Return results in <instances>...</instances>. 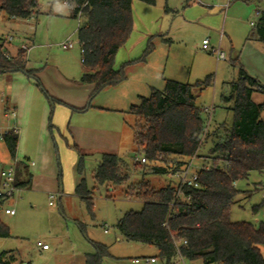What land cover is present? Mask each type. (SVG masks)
<instances>
[{
  "label": "rangeland",
  "instance_id": "1",
  "mask_svg": "<svg viewBox=\"0 0 264 264\" xmlns=\"http://www.w3.org/2000/svg\"><path fill=\"white\" fill-rule=\"evenodd\" d=\"M263 7L264 0H156L155 5L133 0L134 29L128 42L116 56L115 68H123L126 77L130 74L136 78L129 82L131 85L121 86L125 87V92H104L91 101L93 105L110 106L112 111L103 114V117L107 118V121H104L107 125L104 130L111 135L112 131L120 133L119 147L113 152L85 149L75 141L71 143L68 138L65 139L67 136L63 132L61 135L56 128H50V155L45 156L43 163L49 169L46 177L52 184H55L56 188L61 184L64 186L65 198L61 206L59 200H55L51 206L48 196L42 191L33 190L21 194L13 205L16 216L0 213L1 220L11 229L13 235L12 239L0 238V256L4 251H14L19 252L32 264H73L75 260L71 256L77 254L82 257L85 253L93 252L94 241L109 247L111 257H105L102 264H137L135 260H140L139 264H148L145 262L147 258L157 260L155 264H166L159 257L156 247L127 242L120 237L116 228L117 220L127 212L141 211L144 204L137 199H128L123 187H116L115 193L109 192L106 187H96L95 170L103 153L117 154L129 164L130 169H133L135 160L144 157L137 152L134 144L132 126L135 118L129 114L132 104H140L139 96L148 98L152 88L163 91L166 80L197 85L209 76L212 77L211 85L202 91L197 89L196 93L197 105L200 108L214 109L209 126L211 135L206 136L199 148L195 168L200 169L203 164L210 165L211 149L217 141L216 136L222 133V130H217L218 127L223 124L230 128L234 122V103L225 102L224 98L231 94L230 83L239 78L238 56L247 42L253 43L248 41V38L258 24V11ZM201 8L217 15L201 19ZM39 10L41 14L38 20L33 17L30 20L15 22L17 24H13V20L8 21L7 15L1 12L0 39L3 34H16L12 45V54H16L21 48L23 37L27 34L29 37L35 35L36 47L28 52V60L39 68L41 73L50 78L51 69L46 68L47 65L54 66L63 73L73 72L82 60L78 19L72 18V9L65 0H39ZM221 32L225 34L222 50L227 59L218 61L217 56L211 53V48L217 45ZM66 39L75 43L73 49L64 51L59 46L67 41ZM204 39L210 40L211 48L208 51L202 48ZM213 41H216L215 45ZM150 42L153 51L145 61H139L144 57ZM257 46L259 50L262 47ZM261 49L264 54V48ZM53 89H59V86L55 84ZM39 95L50 104L49 98L40 88ZM254 101L263 103L264 94L256 92ZM50 112L52 113V109ZM51 116L54 119V113ZM202 116L207 127L208 116L204 111ZM262 117L264 118V112ZM75 147L80 149L81 155ZM3 149V153L9 157L4 146ZM28 149L27 156H30L31 161L38 163L31 143L28 144ZM20 156L18 151L19 160ZM80 163L82 174L78 172ZM82 178L86 180L88 188L94 190V206L91 211L86 202L75 193V184ZM146 179L156 189L178 185V180L172 176H149ZM131 180L141 181L142 175L136 173L131 176ZM238 189L242 193L231 209V220L250 222L254 225L264 222V207L257 213L253 212L255 206L264 203V172H253L248 180L238 183ZM10 205L8 203L6 207ZM73 216L84 225L87 235L80 231L72 219ZM104 225H107L109 234L104 233ZM118 238L121 240L118 241ZM38 241L48 243L51 250L41 251L36 247ZM58 241L61 242L59 246L56 245ZM72 245L77 249L74 250ZM185 263L204 264L202 260H186Z\"/></svg>",
  "mask_w": 264,
  "mask_h": 264
},
{
  "label": "trees",
  "instance_id": "2",
  "mask_svg": "<svg viewBox=\"0 0 264 264\" xmlns=\"http://www.w3.org/2000/svg\"><path fill=\"white\" fill-rule=\"evenodd\" d=\"M65 1L72 9V18L77 19L78 13H82L78 37L85 74L79 83L94 86L91 102L104 89L126 80L124 69L117 70L115 65L118 52L134 29L133 0ZM141 1L149 5L156 3V0ZM38 10L39 0H0V12L10 19L30 20L37 16ZM258 16V24L248 41L264 48V7L258 11ZM152 51L150 42L139 61H145ZM6 52L0 40V75L22 72L36 80L50 102H55L37 79L36 72L26 68L25 51L20 49L17 57L11 59L4 56ZM211 78L209 76L197 85L166 80L163 91L153 89L148 98L142 97L140 104L131 106L129 114L135 118L132 126L134 144L146 163L138 164L135 160L130 169L117 154L103 153L94 181L96 187H123L128 199L143 202V209L126 213L117 228L127 242L156 247L166 264L176 257L175 242L180 241V252L188 261L264 264V222L254 225L231 220V209L242 193L238 183L248 180L253 172H264V103L254 101L256 92L264 94V86L242 68L238 80L230 84V96L224 98L225 102L234 103V122L230 128L217 129L222 133L216 136L217 141L211 149V164L201 166L210 169H198V188H186L185 199L172 207L176 188L167 185L156 189L146 179L172 176L183 170L193 157H199L206 121L202 116L204 109L197 105L196 90L210 86ZM210 135L208 133L207 137ZM18 140L14 132L4 136L12 159L16 157ZM75 148L81 155L80 149ZM78 172L83 173L81 163ZM136 173L142 175V180L132 182L131 176ZM29 183L19 182L21 186ZM76 193L91 211L94 190L88 188L84 178L78 183ZM263 207L264 203L255 206L253 212L257 213ZM0 238H12L11 229L1 218ZM95 249L94 254L87 255V264H102L105 257L111 256L106 245L95 244ZM15 259L13 252H5L0 256V264H12Z\"/></svg>",
  "mask_w": 264,
  "mask_h": 264
},
{
  "label": "crops",
  "instance_id": "3",
  "mask_svg": "<svg viewBox=\"0 0 264 264\" xmlns=\"http://www.w3.org/2000/svg\"><path fill=\"white\" fill-rule=\"evenodd\" d=\"M39 14H41L40 10H38V14L37 16H35L36 20L39 19L38 17ZM216 15L217 14L212 11H208L206 9L201 8V15H200L201 19L212 18ZM11 20L14 21L13 24H17L19 23V21H21L19 19L8 18V21ZM209 29L212 31L214 30L213 28H209ZM10 34L11 32L8 34H3L0 40L3 41L4 47L12 55V57H17L20 49L16 51V54H12L13 42L8 43L5 41V36ZM224 36L225 34L221 32L217 45H215L216 41H213V44L215 46H212V48L210 46L211 45L210 40L204 39L203 42L205 40L209 41V48L204 49L202 45L203 50L208 51L211 48L212 54H214L212 52L213 49L220 48L222 50ZM36 39L37 36L34 35L29 37L27 34L26 36L23 37L22 44L26 43L29 46L31 45L30 46L31 49L35 48L36 46L34 43ZM47 47L48 46L46 45V48ZM258 47L259 46H257V44H255L254 42L253 43L247 42L244 45L242 53L240 54V56H238L237 61L240 67L239 69L242 68L249 76L253 77L257 81H259V83L262 86H264V54L262 53L263 51L261 49L262 47H260V50L258 49ZM64 51H68V50H64ZM226 59H227V55L225 60ZM26 68L29 71L36 72L37 79L42 84L43 88L48 94L51 92L50 93L51 95L49 94V96L52 99H54L55 102L53 103L50 102V104L47 103L46 99L44 97L43 99L39 95V87L36 83V80L30 79L27 75H25L22 72L0 75V91H1L0 134L13 129L14 127L18 128L17 135L19 140H18L16 156L18 155V151H19V153L21 154L20 157L22 161V164L19 165L18 179L21 184H25L27 181L30 182L29 185L22 186L23 189L21 191V194H23L26 191L28 192L33 190L34 191L39 190L44 192V194L48 196L49 202H51L50 196L58 191H61L63 195L58 201L59 205L61 206L63 199L65 198L64 186L61 184L58 188H56L55 184H52V181L46 177V175L49 173L48 172L49 169H47L45 164L43 163V161L45 160V156L47 154L50 155L49 151L51 145H50V139L48 137L49 131L51 130L50 128L51 127L56 128L61 132V135L63 132V134L67 136L65 139L68 138L69 142L71 143L75 141L77 144H79L80 147H83L85 149H101L103 151H108V152H113L119 147V144L121 143L120 140L121 135L120 133L118 132L114 133L113 131H112L113 135H111L108 131L104 130V128L107 127V125L104 122L107 121V118L105 119V117H103V114L105 112L112 111L110 106L109 107L101 106V105L97 106L91 104L90 97L94 91V86L82 85L79 83L82 76L85 74V68L83 65V54L79 67H76L73 72L63 73L60 72L58 68L54 66L48 67L47 65L46 68L51 69L50 78L49 76H46L45 73H41L39 68L35 67L34 64H32L30 60H28V55L26 59ZM135 78H136L135 75L131 76L129 74L128 77H126V80L123 81V83H120L113 87H108L99 94H103L104 92H108L110 94H115L119 91L125 92V90L123 89L125 87H121V86H126V84L131 85V83L129 82H132L133 80H135ZM55 84L59 86V89H53V86L55 87ZM153 89L155 88H152L151 90L153 91ZM142 97L143 96H139V100H141ZM133 105L134 104H132L131 106ZM88 106L90 107L87 108V110L82 111ZM51 109H52V113L50 112ZM13 112L15 113V116L12 115ZM53 113H54V119H52V116L50 117V115L51 114L53 115ZM222 126L223 124L220 125V127ZM29 143L33 145L34 157L38 160V163L31 161L29 158L30 156L29 157L27 156L29 152L28 149ZM3 146L6 149V151H8L5 143L0 142V166L7 167L11 164L12 157L9 151H8L9 157L3 153L4 151ZM78 183L79 182L75 184L76 187ZM106 189L109 192H113V193L116 192V187L106 188ZM53 190H55V192H53ZM75 193H76V188H75ZM76 195L82 201L84 200L77 193ZM13 205L14 204H11L9 208L14 209ZM60 209L62 210V207ZM123 216L117 220L116 228L118 222L123 218ZM72 219L77 223L80 231L84 235H87V231L85 230L84 225L78 222V219L76 217L73 216ZM103 229L105 234H109L107 225H104ZM117 230L120 234V237L122 239H125L120 233L118 228ZM121 238H118L117 240L120 241ZM45 244L48 245V243ZM60 244H61L60 241L56 243L57 246H59ZM95 244H102V243H97L92 241V246L94 251L90 253H85L82 257L78 256L77 254H73L71 256V258L75 260V263L73 264H87V259H86L87 255L94 254L96 252ZM36 247L43 252H49L51 250L50 246L48 250H44L41 247H38L37 244ZM72 248L74 250L77 249L75 245H72ZM5 252L6 251H4L3 253ZM9 252H13L16 258L14 262H12V264H32L19 252H14V251H9ZM147 259H154V258H147ZM178 262H179L178 258L175 257L170 262V264H177ZM150 263L155 264L157 263V260L154 263L152 262Z\"/></svg>",
  "mask_w": 264,
  "mask_h": 264
},
{
  "label": "built area",
  "instance_id": "4",
  "mask_svg": "<svg viewBox=\"0 0 264 264\" xmlns=\"http://www.w3.org/2000/svg\"><path fill=\"white\" fill-rule=\"evenodd\" d=\"M77 19L79 21V26L82 22V13L81 11L78 13ZM79 28V27H78ZM15 35L10 34L5 36V41L8 43H12L15 39ZM75 43L73 41H71L70 39H68L67 41L63 42L60 44L61 48L63 50H70L74 47ZM203 48L204 49H208L209 48V41L205 40L203 42ZM21 50L25 51L26 56L28 55V52L30 51L31 47L24 43L21 45ZM212 52L217 56L218 60H225L226 55L225 53L220 49H213ZM83 53V51H82ZM4 56L7 59H11L12 55L9 52H6L4 54ZM204 112L207 114L208 116V124L207 127L205 128V132L202 138V143L204 141V139L206 138V136L209 133V126H210V121L212 118V115L214 113V109L213 107L211 108H205ZM13 116H15V113H12ZM10 132H14L15 134H18V128L14 127L13 129L0 134V142H4V136ZM197 159V157H193L190 162L188 163V165L181 171L175 173L174 175H172V177H175L178 180V185L175 187L176 188V199L175 202L172 204V207L175 206V203L177 201H180L184 198V191L186 188H198V173L199 170L203 169L205 171H208L210 168L209 167H205V168H200L199 170L195 168V160ZM137 162L140 164H145L146 163V159L143 157L141 159H137ZM22 164V161L19 160L17 158V156L12 159V162L9 166L7 167H2L0 166V213H4L5 215L8 216H15L16 215V211L15 209H11L9 207H6V205L9 204H14L17 199L20 198V194L22 191V186L19 184V179H18V171H19V165ZM62 192L58 191L54 194H52L50 196L51 202L50 205H54V201L55 200H59L62 197ZM185 199V198H184ZM190 198L188 197L187 200H189ZM182 241L180 242H175V246L177 249V254L176 257L178 258V261L182 264H186L185 261L186 259L182 256L181 252H180V246H181ZM184 244H186L187 242L184 241ZM37 246L41 247L44 250H48L49 249V245L43 243L42 241H38L37 242ZM156 260L155 259H146V263H154ZM136 263H140V260H136Z\"/></svg>",
  "mask_w": 264,
  "mask_h": 264
}]
</instances>
